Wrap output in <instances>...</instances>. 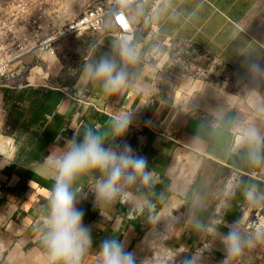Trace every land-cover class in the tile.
Here are the masks:
<instances>
[{"label": "crops", "instance_id": "0c3cea01", "mask_svg": "<svg viewBox=\"0 0 264 264\" xmlns=\"http://www.w3.org/2000/svg\"><path fill=\"white\" fill-rule=\"evenodd\" d=\"M148 10L147 24L153 29L147 25L150 31L141 35L136 24L141 60L135 68L134 87L108 96L99 85L83 83L80 71L72 86H52L51 74L40 67L29 68L32 57L13 65L20 74L16 83L0 86V264H45L41 237L53 180L33 171V165L54 152L58 155L67 140L82 137L88 127L110 141L111 119L119 111L134 116L124 141L155 173L156 195L150 198L157 212L174 192L184 193L179 197L181 219H186L183 231L194 232L187 222L194 200L202 204L197 210L202 220L207 222L215 214L217 193L232 170L243 175L240 195L243 185H255L264 192V167L251 165L236 147L246 128L255 127L264 135V72L254 70L264 68V0H151ZM91 36L80 68L94 43L104 42L97 49L99 55L117 37L112 31ZM158 39L202 49L245 79L246 87L224 93L197 80L177 85L180 72L172 68L170 55L160 54L158 48L150 50ZM47 58L49 53L41 61L51 65L57 60L55 54ZM27 70L28 75L22 76ZM90 98L94 107L85 104ZM74 188L78 198L86 197L77 206L94 240L83 264H100L99 244L110 236L124 239L137 256L150 226L147 212L139 214L120 202L95 208L91 174L77 180ZM174 210L173 206L170 212ZM181 219H168L167 235Z\"/></svg>", "mask_w": 264, "mask_h": 264}, {"label": "clouds", "instance_id": "9594fccd", "mask_svg": "<svg viewBox=\"0 0 264 264\" xmlns=\"http://www.w3.org/2000/svg\"><path fill=\"white\" fill-rule=\"evenodd\" d=\"M104 42L91 46L89 57L80 68L83 83L97 84L108 96L135 86V68L141 60V49L131 30L121 33L107 52L97 55ZM257 72L264 68L256 67ZM134 116L129 111H119L111 119V140L94 128L83 130L82 137H73L63 148L42 161L34 163L32 170L50 176L53 187L48 200L46 230L41 240L46 249L45 264H83L84 257L94 245L92 228L84 223V212L77 205L75 183L86 175H92L95 208L103 209L117 202L125 203L144 214L150 226L157 225L161 214L151 199L155 196V173L147 160L139 155L130 143L124 141ZM238 149L255 167H264V135L255 127L240 133ZM241 195L250 205L264 204V192L255 185H243ZM162 198V197H161ZM222 207L226 202H222ZM202 207L196 199L188 209V223L197 234L209 238L205 250L212 249L218 241L223 253L222 264H238L245 250L254 246L255 240L245 236L238 223L227 224L223 218L205 222L197 214ZM104 215L103 211L100 212ZM226 228V231H222ZM256 239H260L259 236ZM100 264H138L135 252L128 250L126 241L115 236L103 239L98 248ZM203 251L184 255L181 264H201Z\"/></svg>", "mask_w": 264, "mask_h": 264}, {"label": "rangeland", "instance_id": "374dc122", "mask_svg": "<svg viewBox=\"0 0 264 264\" xmlns=\"http://www.w3.org/2000/svg\"><path fill=\"white\" fill-rule=\"evenodd\" d=\"M82 3L81 0H0V60L6 61L8 56L15 53L18 55L26 49L28 51L34 48L38 37L41 38L43 33H51L56 27L61 26L67 19L78 13ZM65 7L70 8L72 14H62ZM148 13L147 6L138 14L140 17L137 20V27L139 31H142L141 35L150 31L145 28L151 25L147 24V20L150 23V19L146 18ZM41 24H43V30L39 29ZM151 28L153 29V25ZM91 35L92 33H86L65 40L58 46L57 60L54 64H46L41 60L36 62L33 59V64L29 68L40 67L51 74L52 86H72L78 76L80 62L91 44ZM154 48H158L160 54L170 55L171 62H173L172 68L180 72V76L176 78L177 85L185 81L197 80L205 86L218 87L224 93L232 90L238 92L241 88L237 87H246L245 79L236 77L228 67L216 62L202 49L180 46L174 42L170 44L165 39H158L150 50L153 52ZM30 54L32 55L33 52ZM30 54L19 61L31 59ZM53 58L54 54L49 53L47 59ZM28 73L29 70L22 76H27ZM16 82L17 80L14 83ZM231 173L217 193L216 212L212 213L208 221L223 218L227 224L237 222L241 232L255 240L254 246L245 250L238 264H264V204L250 205L246 202L238 193L243 175L238 172L232 181ZM182 195L184 193L174 192V196L167 205L163 208L165 201V204L158 209V213L161 214L160 222L147 228L136 250L140 264H181L184 255L197 250L203 251L201 264H222L223 253L218 241L212 249L205 250L204 246L209 243V238L182 230L186 221L184 216L181 219L183 203L179 197ZM222 202H226V206L222 207ZM173 206L175 210L171 213ZM184 209L183 213L186 212L187 206H184ZM171 216L174 222H179L180 219L181 222L176 223L178 225L175 230L167 235L170 230L167 221L169 218L172 219ZM221 230L226 231L227 229L222 228ZM257 236L260 239H256ZM191 242L194 243L193 247L189 245Z\"/></svg>", "mask_w": 264, "mask_h": 264}, {"label": "built area", "instance_id": "2783aa9c", "mask_svg": "<svg viewBox=\"0 0 264 264\" xmlns=\"http://www.w3.org/2000/svg\"><path fill=\"white\" fill-rule=\"evenodd\" d=\"M80 11L67 19L61 26L56 27L51 33L45 34L36 42L32 49H26L18 55L15 53L8 56L6 61L0 60V86L11 85L19 79V71L13 69L16 62L30 54V58L36 62L41 60L43 53H53L56 55L58 46L68 38L80 36L86 33L105 34L112 31L116 36L131 30L135 36L136 24L139 12L150 4L151 0H81ZM62 14H72V10L65 7ZM71 11V12H70ZM66 15V14H65ZM67 16V15H66ZM4 21V20H2ZM7 25V24H6ZM43 24L39 27L43 30ZM13 53V52H11ZM9 58V59H8ZM88 107H94L93 99L85 103ZM216 127V124L213 125ZM232 181L238 175L235 170L231 171Z\"/></svg>", "mask_w": 264, "mask_h": 264}]
</instances>
